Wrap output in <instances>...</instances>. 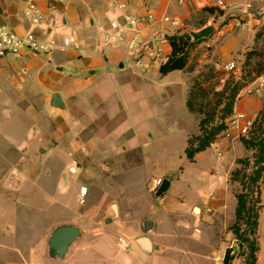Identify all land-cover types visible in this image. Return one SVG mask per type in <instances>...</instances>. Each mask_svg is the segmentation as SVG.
Returning <instances> with one entry per match:
<instances>
[{"label":"crops","instance_id":"crops-1","mask_svg":"<svg viewBox=\"0 0 264 264\" xmlns=\"http://www.w3.org/2000/svg\"><path fill=\"white\" fill-rule=\"evenodd\" d=\"M217 1H45L40 4L45 21L34 28L24 13L28 0H0L1 27L20 36L32 32L60 47L48 56L26 53L21 59L0 58V93L34 119L26 138L15 147L16 161L9 164L10 159L0 154V188L20 190L27 182L37 185L41 178L53 181V190H39L47 208L29 207L33 212L22 230L17 223L0 228V264H224L237 209L229 184L237 152L232 148L240 147V138L222 134L195 155L193 162L206 161L207 151L216 158L195 199L173 194V181L164 195L156 197L151 188L159 177L154 179L147 172L138 191L132 176L138 161L149 160L143 151L160 135L158 124L188 131L184 154L195 134L199 123L187 108L188 73L162 76L160 66L172 52L167 38L201 29L195 16ZM220 1L243 7L250 3L249 13L232 9L245 21L244 31L252 32L264 21V0ZM117 3H126V11L141 20L134 30L124 32L121 44L112 40L111 23L123 22L115 12ZM165 17L175 24L165 23ZM64 38L72 41L66 49L62 48ZM134 39L152 41L154 48L162 49L163 58L131 53L128 44ZM242 45L235 39L225 42L221 48L227 56L224 66L235 62L229 57ZM262 92L264 88H257L254 94L241 95L234 110L258 115L264 106ZM53 95L61 97L64 110L51 108ZM27 97L35 102L24 100ZM4 113L9 117L11 111ZM261 206L256 264H264V179ZM143 221L153 222L150 253L136 244ZM59 226L76 227L81 238L65 259L51 260L48 240ZM217 227L223 229L220 237ZM119 237L129 242L128 252L118 247Z\"/></svg>","mask_w":264,"mask_h":264},{"label":"rangeland","instance_id":"rangeland-1","mask_svg":"<svg viewBox=\"0 0 264 264\" xmlns=\"http://www.w3.org/2000/svg\"><path fill=\"white\" fill-rule=\"evenodd\" d=\"M213 7L216 10L215 15L204 17L206 18L205 25L211 22L215 29L217 28L218 30L217 34L215 31L209 39L197 42L190 47L187 69L189 91H193L197 98L195 108L196 110H203L205 113H195L197 122L200 124L207 114H213V119L207 128L214 127L221 122L222 109L230 99V94L234 89L239 88L237 98L244 94L249 95L257 92L259 77L256 78L255 76L257 70L264 68V21L259 26L254 27L252 32L244 31L243 25L245 21L240 18L236 11H223L216 5ZM255 17L259 20L262 18L258 14ZM225 26H228L226 28L227 31L218 34L219 30H222ZM229 39H235L239 44H243L229 57L238 64L241 71L239 75L226 71L224 66V60L227 56L221 53V48ZM249 54L251 56L247 64V56ZM13 99L17 102L20 98ZM24 100L33 103L35 99L27 97ZM262 101L264 103L263 92ZM26 105L30 104L27 102ZM7 109L11 111L9 117L4 113V110L6 111ZM230 116L225 119L224 123ZM33 120L32 115L25 111L22 106L18 109L15 108L8 103V97L2 92L0 93V154L10 159L9 164L16 161L18 154L15 147L26 138L29 128L33 125ZM157 126L160 135L155 136L144 147L143 156L148 157L149 160L147 163L137 162V166L132 173L133 182L136 184L138 191H140L144 174L146 172L151 173L154 175V179L159 177L160 180H167L170 184L173 181L174 186L171 189L173 194L185 195L186 200L195 199L198 196L199 188L205 184V179H208L209 173L207 169L216 162L215 156L211 151H207L204 155L206 161H188L184 154L186 144L184 137H186L188 131L185 128H166L165 125L161 126L160 124ZM256 128V135L260 129L264 131V124L261 123L260 119H258ZM200 135L201 129L200 125H198L195 134H191L190 138ZM221 135L222 133L219 136ZM241 143H239L240 147L232 148V150L237 152L234 153L235 160L231 167V173L239 172L240 174L237 178H233V175H231L230 190L235 197L241 193L248 195L249 200L256 209L261 206L262 181L256 185L251 182V178L259 166L256 164L258 151L246 148ZM14 167L15 165L13 164L10 169L13 170ZM52 182L50 178H41L37 182L38 186L33 182H27L20 190L0 188V228L6 223H17L19 224V229L22 230L26 225L27 218L33 212L29 207L42 206L47 208L49 204L43 200V195L39 190H53ZM72 196L74 197V195ZM241 227L242 230L246 228L244 225H241ZM222 231V227H217L219 237ZM230 234L227 246L231 240H237L239 257L242 258L241 260L244 264L248 250L245 246L242 247L240 245V239L234 232L230 231ZM249 238L251 239L252 236L250 235ZM6 243L11 244V240H6ZM219 250L223 252V247L221 246Z\"/></svg>","mask_w":264,"mask_h":264},{"label":"trees","instance_id":"trees-1","mask_svg":"<svg viewBox=\"0 0 264 264\" xmlns=\"http://www.w3.org/2000/svg\"><path fill=\"white\" fill-rule=\"evenodd\" d=\"M214 7L204 8L199 15L195 16L197 27H203L206 24L204 17L215 15ZM199 20V21H198ZM167 41L171 45L172 52L169 58L161 64L160 73L162 76H165L173 71H185L188 73L189 65V49L195 43L192 42L191 37L186 34L173 35L167 38ZM251 54L247 56V64ZM264 73V68L257 70L256 78L262 76ZM239 95V88H236L230 94V99L225 103L222 109L221 122L216 124L214 127L207 128L213 119V114H207L206 117L200 122L201 135L196 136L195 138H189L188 146L185 150L187 159L190 162L194 161L195 155L199 152L204 151L210 147L218 136L223 133L227 125L224 123L225 119L232 115L235 103L237 101V96ZM196 95L193 91H189L187 99V108L189 112L195 114H205L203 110H196L195 102ZM260 119L261 123L264 124V106L263 110L258 114L257 120L250 134L246 138H240L242 143L246 148L255 149L258 151L257 163L259 166L256 168V171L251 178L253 184H258L264 179V131L260 129L259 133L256 135L255 131L257 130L256 125ZM240 173H233L232 177H238ZM243 186L244 183L242 182ZM245 188V186H244ZM237 198V209H236V222L231 227V231L236 234L240 239V245L248 250V254L245 258L244 264H256L257 261V252L259 250V236H258V220L262 210V207L254 208V205L249 200L248 195L238 194ZM241 225H244L246 228L242 230ZM252 236L250 239L249 236ZM231 256L229 251L226 252L224 264L231 263Z\"/></svg>","mask_w":264,"mask_h":264},{"label":"built area","instance_id":"built-area-1","mask_svg":"<svg viewBox=\"0 0 264 264\" xmlns=\"http://www.w3.org/2000/svg\"><path fill=\"white\" fill-rule=\"evenodd\" d=\"M55 3L58 0H28L25 16L30 22L31 26L36 28L45 21V17L40 8L42 2ZM141 2H148L152 0H139ZM181 3H184L181 1ZM216 6L223 11L229 10H239L242 9L243 13H249L251 10V5L247 4L244 7L234 4L233 6L228 5L224 1H217ZM128 5L126 3H117L115 6V12L120 14L123 22L120 23L117 20L111 23V29L114 31L112 40L115 44L124 43V32L127 30H134L135 27L141 22V20L130 15L126 10ZM153 17L148 16V20H152ZM165 23L174 25L175 21L169 17L163 19ZM70 38H64L62 40V48L66 49L71 45ZM144 43L141 40L134 39L128 44V50L137 54L138 50ZM60 48L56 41L51 40L48 43H45L38 39L34 33L29 32L24 36H20L15 33L13 30L1 27L0 26V58H5L12 56L17 59H21L26 53L37 54L42 56H48L53 53L55 50ZM153 56L157 59L163 58V51L160 48H155V53ZM226 71L232 72L235 75L241 73L238 65L235 62H231L225 66ZM258 89L264 88V75L258 78ZM258 115H248L237 110H233L232 115L226 121L227 128L222 133L226 137L236 136L238 138H246L249 136L251 130L253 129ZM163 184V181L158 179L155 181L154 186L151 188L153 193H156L158 188ZM81 195L84 197L86 195V188L81 190ZM83 202V198H81ZM237 240H231L230 244L227 246V251L232 258L230 264H243L242 258L239 257V246ZM118 247L124 251L128 252L130 249L129 242L124 237H119L117 239Z\"/></svg>","mask_w":264,"mask_h":264},{"label":"water","instance_id":"water-1","mask_svg":"<svg viewBox=\"0 0 264 264\" xmlns=\"http://www.w3.org/2000/svg\"><path fill=\"white\" fill-rule=\"evenodd\" d=\"M216 29L209 22L207 25L203 26L201 29L196 31H187L185 32L191 37L193 43L200 42L202 40L209 39L214 33ZM155 53L154 44L152 41H148L144 43L140 49L138 50V56L143 55H153ZM50 106L56 110H64L65 106L61 100L59 95H53L51 98ZM171 184L167 180L163 182V184L158 188L155 193L156 197H161L164 195L170 188ZM113 211L116 215V207L113 205ZM194 212L198 214L199 210L195 208ZM153 230V222L152 221H143L140 223V232L142 236L136 240V244L145 252L150 253L151 243L148 238L149 234ZM81 234L80 231L74 226H59L56 227L49 240V257L51 260H63L67 257L75 244L80 240Z\"/></svg>","mask_w":264,"mask_h":264}]
</instances>
